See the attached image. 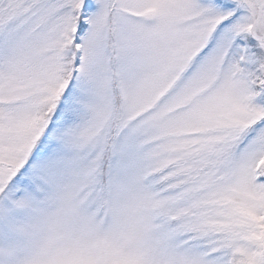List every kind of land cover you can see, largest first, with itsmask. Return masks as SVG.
<instances>
[{
  "label": "snow or ice",
  "instance_id": "snow-or-ice-1",
  "mask_svg": "<svg viewBox=\"0 0 264 264\" xmlns=\"http://www.w3.org/2000/svg\"><path fill=\"white\" fill-rule=\"evenodd\" d=\"M0 264H264V0H0Z\"/></svg>",
  "mask_w": 264,
  "mask_h": 264
}]
</instances>
